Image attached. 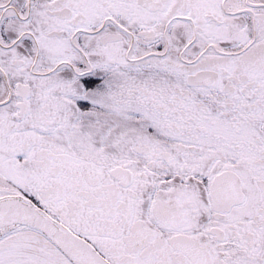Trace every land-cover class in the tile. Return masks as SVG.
<instances>
[{
    "label": "snow or ice",
    "instance_id": "1",
    "mask_svg": "<svg viewBox=\"0 0 264 264\" xmlns=\"http://www.w3.org/2000/svg\"><path fill=\"white\" fill-rule=\"evenodd\" d=\"M0 264H264V0H0Z\"/></svg>",
    "mask_w": 264,
    "mask_h": 264
}]
</instances>
